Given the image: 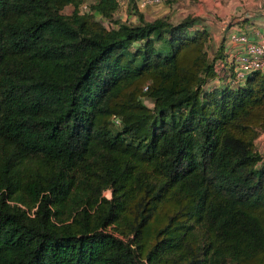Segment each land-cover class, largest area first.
Returning <instances> with one entry per match:
<instances>
[{
	"label": "trees",
	"instance_id": "16d2710c",
	"mask_svg": "<svg viewBox=\"0 0 264 264\" xmlns=\"http://www.w3.org/2000/svg\"><path fill=\"white\" fill-rule=\"evenodd\" d=\"M83 1L0 0V264H264V74Z\"/></svg>",
	"mask_w": 264,
	"mask_h": 264
},
{
	"label": "crops",
	"instance_id": "0c3cea01",
	"mask_svg": "<svg viewBox=\"0 0 264 264\" xmlns=\"http://www.w3.org/2000/svg\"><path fill=\"white\" fill-rule=\"evenodd\" d=\"M192 1L184 7L179 20L187 15L197 17L198 27H203L208 32L209 45L214 49L221 45L224 55L234 50V45L228 41L230 34L238 31H243L250 36L253 35V31H260L264 34V11L261 10L264 7V0ZM169 15L171 19L174 13L170 11ZM258 138L264 141V134ZM257 147L259 149L258 144Z\"/></svg>",
	"mask_w": 264,
	"mask_h": 264
},
{
	"label": "rangeland",
	"instance_id": "374dc122",
	"mask_svg": "<svg viewBox=\"0 0 264 264\" xmlns=\"http://www.w3.org/2000/svg\"><path fill=\"white\" fill-rule=\"evenodd\" d=\"M94 0H84L82 5L80 6L79 10L80 12H83L85 10H87V6L89 4H91ZM136 4L138 3L139 5H137L136 7L139 9V11L141 13H143L144 17L146 19H153L156 17H160V16H170V11L171 13L173 12L174 15L172 16L171 20L172 21H176L179 20V16L180 14H182L184 12V7L187 6V3H191L193 2L192 0H162L158 3H144L142 4L141 1L142 0H135ZM141 5H140V3ZM262 11H264V7L261 8ZM64 13H69L71 11V7L70 6H66L64 8ZM98 20H100V22L102 23L103 26L105 27H110L113 24V20H120V21H127V22H133L135 19V11L133 9V4L130 3L128 0H118V8L117 10L113 13V18L111 20L108 19H102L97 17ZM207 53H208V58L209 60H213L215 58L214 56V48L210 45L207 46ZM262 73L264 74V72L262 71ZM216 80H211L210 82H208V88H215L217 86H219L218 83L216 85ZM142 102L144 105L151 107L152 105V101L149 99H142ZM113 123L115 124V126L117 125L116 121H113ZM257 146V145H256ZM260 149V153H264V145L259 147ZM103 196H105L106 198L110 197V190L106 189L103 191ZM175 203H171V202H165L160 208H159V220L158 222H156V226H159L161 222H163L166 218V213H168L173 207H174ZM154 225V223H153ZM151 226L150 228H153L154 226ZM155 226V227H156Z\"/></svg>",
	"mask_w": 264,
	"mask_h": 264
},
{
	"label": "built area",
	"instance_id": "2783aa9c",
	"mask_svg": "<svg viewBox=\"0 0 264 264\" xmlns=\"http://www.w3.org/2000/svg\"><path fill=\"white\" fill-rule=\"evenodd\" d=\"M160 1L162 0H142L141 3L152 4ZM228 41L234 45V50L228 51L225 58L233 76L232 84H242L250 73L264 71V34L262 32L253 31V35L250 36L243 31H238L230 34ZM258 139L256 143L260 147L264 141ZM257 150L260 149L257 147Z\"/></svg>",
	"mask_w": 264,
	"mask_h": 264
}]
</instances>
